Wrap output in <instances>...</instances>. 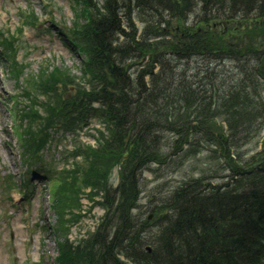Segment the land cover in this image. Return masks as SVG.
<instances>
[{
	"label": "trees",
	"instance_id": "trees-1",
	"mask_svg": "<svg viewBox=\"0 0 264 264\" xmlns=\"http://www.w3.org/2000/svg\"><path fill=\"white\" fill-rule=\"evenodd\" d=\"M83 2L89 21L74 34L93 87L47 107L64 121L74 113L70 125L91 114L105 124L97 147L80 155L92 157L83 171L103 193L106 215L89 246L74 250L76 263L264 264V138L253 156L242 152L264 126V0H103L100 9ZM50 83L29 86L46 92L56 88ZM30 125L28 163L36 164L44 144ZM204 151L224 162L222 177L184 180L151 223L133 215L144 171Z\"/></svg>",
	"mask_w": 264,
	"mask_h": 264
},
{
	"label": "rangeland",
	"instance_id": "rangeland-1",
	"mask_svg": "<svg viewBox=\"0 0 264 264\" xmlns=\"http://www.w3.org/2000/svg\"><path fill=\"white\" fill-rule=\"evenodd\" d=\"M83 1L0 0V264H77L74 250L88 247L89 237L104 221L98 190L87 185L93 180L83 171L92 157L88 151L80 152L96 146L105 124L91 114L70 125L69 119L77 118L74 113L64 121L47 108L58 105L60 98L71 99L77 88L87 92L93 87L94 80L83 72L86 57L74 34L89 21L85 13L89 2ZM102 1L91 0V4L100 9ZM193 16L188 25L195 23ZM135 20L142 31L144 26ZM52 74L62 82H54ZM44 78L56 88L46 92L30 88L29 83ZM51 114L53 122L47 120ZM29 122L41 130L44 144L39 151L41 163L35 165L28 164L31 141L36 140L27 134ZM263 138L264 126L242 151L245 157L262 149L263 144L257 143ZM216 157L202 153L178 167L170 163L148 168L142 174V193L133 215L137 219L152 215L153 220L159 215L155 208L163 210L168 196L184 180L204 174L222 177L225 165ZM108 182L118 183L117 168L110 170ZM62 246H68V258L60 263Z\"/></svg>",
	"mask_w": 264,
	"mask_h": 264
}]
</instances>
